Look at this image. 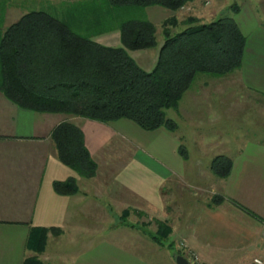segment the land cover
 <instances>
[{"label":"crops","instance_id":"0c3cea01","mask_svg":"<svg viewBox=\"0 0 264 264\" xmlns=\"http://www.w3.org/2000/svg\"><path fill=\"white\" fill-rule=\"evenodd\" d=\"M146 9L155 24L171 14L160 6ZM28 11L29 0H0V41ZM258 19L247 31L237 21L247 40L242 66L233 74L245 95L237 96L234 77L204 78L190 87L180 109V137L178 130L146 133L126 119L104 123L34 111L0 90V264H24L33 256L43 261L44 252L38 253L31 242L38 228L59 229L60 234L50 231L49 237L68 244L77 232H104L102 244L123 254L115 252L102 264H176L165 249L179 253L180 241L199 254L202 264L264 260V12ZM94 39L121 45L117 30ZM244 107L246 112L238 114ZM63 121L83 130L98 164L94 177L79 175L59 158L52 133ZM140 132L151 134V141ZM193 136L194 146L188 142ZM141 143L148 150L140 156ZM181 143L186 158L179 151ZM217 155L233 162L227 177L211 169ZM69 178L77 180L79 191L56 192L54 182ZM218 195L223 199L214 203ZM125 209H132V216L138 212L166 222L172 229L166 244L148 241L137 228L125 226Z\"/></svg>","mask_w":264,"mask_h":264},{"label":"trees","instance_id":"16d2710c","mask_svg":"<svg viewBox=\"0 0 264 264\" xmlns=\"http://www.w3.org/2000/svg\"><path fill=\"white\" fill-rule=\"evenodd\" d=\"M191 2L77 0L60 7L59 14L40 8L29 10L5 31L0 41V90L20 106L34 111L64 113L104 123L128 119L146 131L176 132L179 124L167 116V109L178 108L199 73L221 77L238 71L247 40L232 16L210 22L189 17L186 26L173 33L172 28L178 24L177 12ZM150 6L166 8L171 14L162 23L164 41L156 64L146 70L130 52L158 46L157 24L140 17L141 11ZM232 9L238 12L239 6ZM113 30L120 32L119 46L94 39ZM52 138L64 164L85 178L96 175L98 164L77 124L61 122L54 128ZM179 151L187 157L183 143ZM232 166L226 155H217L211 162V169L220 177H227ZM54 189L63 195L79 191L75 178L55 181ZM222 199L218 195L213 202ZM131 211H123L125 222ZM156 221L155 232H144L165 245L172 229L166 222ZM50 231L60 232L55 228L32 232L31 242L38 253L44 252ZM24 264L42 261L33 256Z\"/></svg>","mask_w":264,"mask_h":264},{"label":"rangeland","instance_id":"374dc122","mask_svg":"<svg viewBox=\"0 0 264 264\" xmlns=\"http://www.w3.org/2000/svg\"><path fill=\"white\" fill-rule=\"evenodd\" d=\"M76 1L77 0H29V10L30 8L40 7V9H45L49 12L59 14L58 11H60V7L62 8L63 5H66L68 3H74ZM197 1L198 2L196 3L193 4L189 3L185 5L177 12L176 16L178 18V24L172 28L173 33L183 29L186 26V20L189 17H195L200 22H210L222 16L234 17L238 22H240L242 28L247 31L252 27V25L255 22L259 20L258 15L260 14L262 15V13L264 12V0H197ZM234 5L239 6L238 12H235L232 9ZM150 14L152 20H158L157 18H154L152 13ZM147 15H148L147 9L142 10L140 13L141 18L144 17L146 18ZM167 17H169V15ZM163 22L164 20L160 23H157L158 46L150 49H143V50L130 52L132 53L133 57L136 58L137 62L146 70H151L156 64L158 52L164 41L163 24H162ZM212 77L218 78V76H213L212 74L199 73L196 79L192 83L191 86L192 89L198 87L199 82H202L204 78L210 80ZM224 77L225 79H227V77L236 78L237 96L245 95L243 93L242 88L239 85L238 77L236 74L232 73ZM189 93L190 92H188V94ZM188 94H185L183 99L180 100L178 108L167 109V116L175 119L178 122V124H181L183 122L180 109L183 107L184 101L187 99L186 97H188ZM238 106H242V105L240 104ZM240 109L237 110L239 111ZM245 110L246 107H244V109H241L239 113L237 111V113L243 115V113L246 112ZM239 120L240 118L238 117L237 121ZM132 123L137 125L133 121ZM142 133L143 132H140L142 137L145 138L147 137L151 141L150 138L151 134H144V133L142 134ZM146 133L149 132L147 131ZM176 136L180 137V129H178V133L176 134ZM159 141L160 140H156L155 143H158ZM194 141H195L194 136L188 138V142H190L192 146L195 145ZM135 146L136 145H134V147ZM138 147L140 148V152H139L140 156L144 154L145 150H148L147 149L148 147L142 143L138 144ZM126 156L127 155L125 154L124 158H126ZM132 212L133 211H131V213ZM148 217H149L148 215H140L137 212L134 213V216L130 214V216L126 219V222L124 220L123 221L125 226L137 228L139 232L141 231V233H143V235L147 237L148 241H152L150 240V237L147 234H145L144 229L155 232L158 227V223L156 221L157 220L156 217H152L151 219ZM143 223H149V224H147L148 226H146V224L143 225ZM131 224H134L136 227L131 226ZM49 233L50 232H48L47 245L44 250V256H42L43 258L42 264H102L101 262L103 259H108L111 256H114L115 252L117 253L120 252V250L116 247H110L105 244H102L104 240L103 237H105L104 232H95V233L93 232L90 234L77 232L75 234V240L71 241V243L69 244H68V240L66 239L60 243L56 242L55 240L53 241V239L49 237L50 235ZM60 233L61 231L56 234L58 235ZM89 237H91V239H89ZM165 250L166 251L168 250L171 256L175 257V261H176V254H177L176 250L169 249L168 247ZM166 251L164 254H162V256L167 255L168 252ZM120 253L123 254L122 251ZM162 264H166L164 260Z\"/></svg>","mask_w":264,"mask_h":264},{"label":"built area","instance_id":"2783aa9c","mask_svg":"<svg viewBox=\"0 0 264 264\" xmlns=\"http://www.w3.org/2000/svg\"><path fill=\"white\" fill-rule=\"evenodd\" d=\"M178 249L181 255H183L191 264H202L199 254L189 246L186 241H180L178 243ZM251 264H264V260L260 257H255Z\"/></svg>","mask_w":264,"mask_h":264},{"label":"water","instance_id":"95a60500","mask_svg":"<svg viewBox=\"0 0 264 264\" xmlns=\"http://www.w3.org/2000/svg\"><path fill=\"white\" fill-rule=\"evenodd\" d=\"M177 264H191L183 255L179 254L176 257Z\"/></svg>","mask_w":264,"mask_h":264}]
</instances>
